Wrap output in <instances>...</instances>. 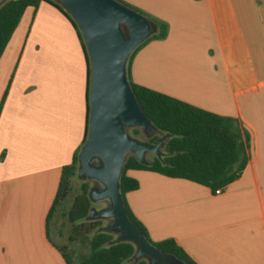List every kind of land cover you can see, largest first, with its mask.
<instances>
[{"label":"crops","instance_id":"crops-1","mask_svg":"<svg viewBox=\"0 0 264 264\" xmlns=\"http://www.w3.org/2000/svg\"><path fill=\"white\" fill-rule=\"evenodd\" d=\"M120 1L166 27L128 58L130 79L236 118L250 143L240 176L218 194L129 171L139 187L125 195L128 207L153 241L172 238L196 264H264V0ZM28 20L0 111V264H69L46 217L61 168L83 140L87 64L71 22L41 1L24 11L0 57V96L11 67L4 59ZM30 56H44L43 79H24L36 68L26 67Z\"/></svg>","mask_w":264,"mask_h":264},{"label":"trees","instance_id":"trees-1","mask_svg":"<svg viewBox=\"0 0 264 264\" xmlns=\"http://www.w3.org/2000/svg\"><path fill=\"white\" fill-rule=\"evenodd\" d=\"M41 1L56 7L71 22L81 43L87 64L84 136L81 145L74 152L71 162L61 168L59 185L46 217V228H48L58 206L66 200L72 190L71 180L76 177L78 153L87 137L89 62L76 24L69 14L53 0H9L0 7V57L18 26L24 11L28 7L36 9ZM117 1L121 2L120 0ZM132 9L156 24L157 32L152 34V37H164L166 27L163 23L135 8ZM133 52L130 54L129 59ZM126 74L139 106L155 127L162 134H166L168 138L162 150L165 155L161 159L154 155L151 160H147L148 164L145 165L138 162L132 155L127 157L119 179V190L124 207L131 222L143 232L151 245L167 255L174 256L180 264H196L172 238L153 241L149 237L146 228L134 216L125 199L127 193L139 187V181L129 175V171H151L170 178L185 179L203 185L214 193L216 190H221L235 181L245 168L249 157V134L236 118L201 109L133 82L129 77L127 64ZM132 132L136 134L137 130L133 129ZM156 139L157 137L154 136L150 139V142H155ZM90 186L89 182L81 181L78 191L73 195L69 207L64 212L67 222L71 226L68 236L70 243L77 244L82 239H87L90 236L89 251L79 253L77 255L78 260L75 263L134 264L130 260L134 252V246L131 243H112L115 240L112 234L98 231L102 225L101 220L88 219L89 210L93 206L87 197ZM58 249L66 263H73L74 252L69 250L68 246L61 245ZM135 264H146V261L139 260Z\"/></svg>","mask_w":264,"mask_h":264},{"label":"water","instance_id":"water-1","mask_svg":"<svg viewBox=\"0 0 264 264\" xmlns=\"http://www.w3.org/2000/svg\"><path fill=\"white\" fill-rule=\"evenodd\" d=\"M9 0H0V7ZM69 14L80 32L89 62L88 128L78 153L76 177L90 182L87 197L92 204L90 220L108 223L98 231L114 234L112 243L134 246L130 260L135 264H160L174 256L151 245L143 232L129 219L119 179L129 155L141 164L146 156L161 159L168 138L162 134L139 106L126 74L130 54L157 32L154 22L117 0H53ZM130 129H141L147 138L159 135L155 143L133 137ZM178 262V261H177Z\"/></svg>","mask_w":264,"mask_h":264},{"label":"rangeland","instance_id":"rangeland-1","mask_svg":"<svg viewBox=\"0 0 264 264\" xmlns=\"http://www.w3.org/2000/svg\"><path fill=\"white\" fill-rule=\"evenodd\" d=\"M28 24H29V20H28V22H26V24H25V21L22 22L20 27H18L17 34L14 37V41H13L16 43H14L15 48L12 52V55L8 56L7 55L8 53H7L6 56H8V57H6L4 59L7 62L10 60L9 63L7 64V67L9 65H11V67L9 68L10 72L7 76L8 81L5 85V87L3 88V91H2L1 96H0V111L2 109L3 103H4L5 98H6L7 90H8L9 84H10V80L13 77V72L16 68V65L19 61L22 49H23L24 44H25V40H26L25 37H26V33H27ZM151 37H152V35H150L148 38H151ZM43 57L44 56H42V57L33 56V58H31V56H30L29 60H28V58H26V60H25V63H27L26 67L28 68V65H34V67H36V68H35V70L34 69L32 70V68H30L28 70V72H25V78L24 79H27V81H35V80L43 79L42 78L43 73H40V71L42 69H45V67L48 68V65L46 62H44ZM130 134L133 137H136V138L141 139V140L146 139L140 131H138V133H136V134L130 132ZM153 156H154V154L149 153L146 156V159L151 160L153 158ZM71 182H72V190H71L70 194L68 195L66 200L60 206H58L53 218L51 219L50 232H51V236L53 237V239L57 243H59L61 245H67V246L69 245V247H70L69 250H72L74 252L72 258L74 261H77L78 260L77 255L79 253H87L89 251V238H90V236L87 239H82L77 244L76 243H70L68 241V236L70 234L71 226H70V224H68L66 216L64 215V212L69 207V205L72 201L73 195L78 191L81 181L77 177H73ZM90 185H92V183H90ZM105 205H106L105 202H101V203L93 204V207H95L96 209H100V208L104 207ZM101 223H102L101 226H104L108 223V221L101 220ZM112 236H113V238L116 237L114 234H112Z\"/></svg>","mask_w":264,"mask_h":264},{"label":"flooded vegetation","instance_id":"flooded-vegetation-1","mask_svg":"<svg viewBox=\"0 0 264 264\" xmlns=\"http://www.w3.org/2000/svg\"><path fill=\"white\" fill-rule=\"evenodd\" d=\"M132 130L133 129H130L129 130V133L130 132H132ZM137 130V133H138V131H140L143 135H144V137L146 138L145 139V141H148L149 143H155L156 142V140L158 139V137H159V135H155L156 137H157V139L155 140V142H150V139L152 138V137H154V136H152V137H150V138H147L146 136H145V134H144V132L141 130V129H136ZM133 133V132H132ZM141 140V139H140ZM163 150V149H162ZM160 264H180V263H178L177 261H172L169 257H167V259L164 261H162Z\"/></svg>","mask_w":264,"mask_h":264},{"label":"built area","instance_id":"built-area-1","mask_svg":"<svg viewBox=\"0 0 264 264\" xmlns=\"http://www.w3.org/2000/svg\"><path fill=\"white\" fill-rule=\"evenodd\" d=\"M219 192H220V190H219V189L215 191V193H216V194H218Z\"/></svg>","mask_w":264,"mask_h":264}]
</instances>
